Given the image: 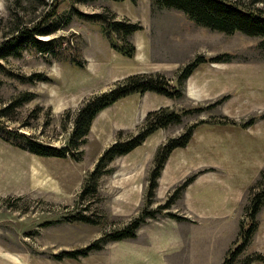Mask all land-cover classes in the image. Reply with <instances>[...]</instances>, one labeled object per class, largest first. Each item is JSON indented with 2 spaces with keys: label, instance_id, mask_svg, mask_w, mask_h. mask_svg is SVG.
I'll use <instances>...</instances> for the list:
<instances>
[{
  "label": "rangeland",
  "instance_id": "rangeland-1",
  "mask_svg": "<svg viewBox=\"0 0 264 264\" xmlns=\"http://www.w3.org/2000/svg\"><path fill=\"white\" fill-rule=\"evenodd\" d=\"M236 3L264 15V0ZM52 5L56 15L42 27L51 33L40 38L54 39V51L26 48L20 57L0 61V264H222L241 243L240 231L249 223L248 209L260 191L256 182L264 169L260 39L210 31L151 0H0V43L17 27L36 24ZM76 11L141 25L128 37L134 56L114 51L116 36L105 33L101 23L82 20ZM219 54H229L230 61L202 64L178 86L179 71L195 56ZM35 74L45 81L18 78ZM136 74H159L182 97L147 92L120 99L93 120L77 161L30 154L3 130L66 147L82 104ZM23 93L32 99L3 111ZM160 108L204 111L155 131L138 148L115 158L95 191L80 198L103 152L138 134L146 115ZM251 118L257 121L247 129L225 120L242 124ZM195 124L191 140L171 153L147 200L156 150ZM154 209L161 213L146 218L134 239L107 241L77 259L65 255ZM253 221L255 230L238 263L253 253L264 256V203Z\"/></svg>",
  "mask_w": 264,
  "mask_h": 264
},
{
  "label": "trees",
  "instance_id": "trees-1",
  "mask_svg": "<svg viewBox=\"0 0 264 264\" xmlns=\"http://www.w3.org/2000/svg\"><path fill=\"white\" fill-rule=\"evenodd\" d=\"M74 3H91L98 0H71ZM112 2H123L126 0H108ZM135 2L136 0H129ZM230 0H151L152 3L164 8H171L184 13L196 25L206 28L210 31L233 35L240 33L246 37L260 39L258 48L264 52V15L258 10L243 8L238 3ZM55 5H52L50 10L43 15L40 20L33 26L21 25L13 31L7 39L0 43V61L7 58L20 57L23 50L32 48L39 53L47 54L54 51V39L42 40L40 37L48 36L51 32L43 29L46 21L56 15ZM77 15L84 21L97 22L104 26L105 33L116 36L115 40L111 41V48L120 55L131 58L134 56L135 47L128 41V37L142 30L141 25L130 23L128 21L115 20L108 17L105 13L99 14H82L77 12ZM231 56L229 54H219L213 57H205L204 55L195 56L188 64H186L177 76V84L181 86L193 72L202 64L212 63L219 64L229 62ZM79 66L78 64H75ZM1 68V63H0ZM24 81H45L41 75H32L31 77H18ZM155 93L170 99H179L182 97L181 90L172 86L159 74H136L127 77L117 83L115 87L107 92L101 93L86 100L79 108L73 119L71 133L67 142V146L63 148H55L46 146L34 141L31 137L24 134H18L9 130H3L9 134V137L19 140L21 144L18 146L26 150L30 154L39 157L66 158L71 157L74 160H79L81 154V146L86 143V138L90 131L93 120L96 116L107 107L113 105L120 99L125 97ZM32 94L23 93L13 99L3 111L14 110L24 103L32 99ZM203 108H193L181 112L170 111L168 108H160L148 113L145 117L141 131L126 140L115 141L110 145L100 156L94 169L85 179L80 198L84 199L91 191H95L97 181L104 175L110 173L109 164L117 157L125 156L138 148L147 137L159 129L168 127L169 125L179 124L182 119L190 114L200 113ZM227 124L239 126L247 129L256 123V118H251L247 122L237 124L235 121L225 119ZM198 125L190 126L185 133L180 137L171 139L164 145H161L155 153L154 165L150 173L146 197L150 199L158 187V179L171 153L180 148L187 146L192 138L193 132ZM79 151V152H77ZM256 186L260 191L254 194L251 205L248 209L249 223L245 229L240 231L241 243L232 252L230 251L222 264H264V256L259 253H253L247 256L241 263H238L239 255L244 251L247 243L255 230L254 217L259 212L264 203V169L260 172V177L256 182ZM160 210H145L136 219H134L126 228L106 234L103 237L95 240L90 246L83 250L66 253L69 258L77 259L85 257L91 251H98L102 244L107 241L119 242L124 240L134 239L136 231L144 223L146 218L153 219L160 214ZM174 217V216H173ZM80 221L86 222V219L81 216Z\"/></svg>",
  "mask_w": 264,
  "mask_h": 264
},
{
  "label": "built area",
  "instance_id": "built-area-1",
  "mask_svg": "<svg viewBox=\"0 0 264 264\" xmlns=\"http://www.w3.org/2000/svg\"><path fill=\"white\" fill-rule=\"evenodd\" d=\"M233 2V1H232Z\"/></svg>",
  "mask_w": 264,
  "mask_h": 264
}]
</instances>
